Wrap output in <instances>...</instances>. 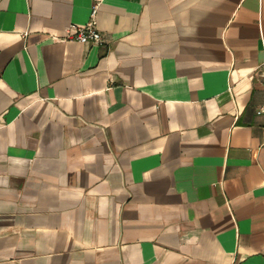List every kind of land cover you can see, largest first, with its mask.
Instances as JSON below:
<instances>
[{
	"label": "crops",
	"instance_id": "crops-1",
	"mask_svg": "<svg viewBox=\"0 0 264 264\" xmlns=\"http://www.w3.org/2000/svg\"><path fill=\"white\" fill-rule=\"evenodd\" d=\"M0 264H264V0H0Z\"/></svg>",
	"mask_w": 264,
	"mask_h": 264
},
{
	"label": "built area",
	"instance_id": "built-area-1",
	"mask_svg": "<svg viewBox=\"0 0 264 264\" xmlns=\"http://www.w3.org/2000/svg\"><path fill=\"white\" fill-rule=\"evenodd\" d=\"M97 15L98 5L96 4L92 9L90 20L86 24L69 27L66 38L82 43L103 44L106 41V37L98 27Z\"/></svg>",
	"mask_w": 264,
	"mask_h": 264
}]
</instances>
